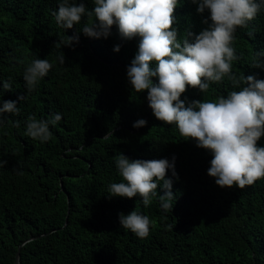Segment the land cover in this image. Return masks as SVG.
<instances>
[{"label":"trees","instance_id":"1","mask_svg":"<svg viewBox=\"0 0 264 264\" xmlns=\"http://www.w3.org/2000/svg\"><path fill=\"white\" fill-rule=\"evenodd\" d=\"M60 2L0 0V105L11 100L19 108L4 114L0 127V159L7 161L0 168V264H14L17 247L29 238L34 240L20 248L18 264H264V179L244 189L217 186L208 175L210 150L158 120L147 90L135 93L129 83L127 68L141 38L123 40L115 25L107 38L86 37L87 16L66 30L53 16ZM69 2L94 7V0ZM173 16L178 39L190 31V42L212 23L203 22L209 12L198 13L191 0H177ZM77 32L78 43L54 47ZM230 46L239 57L232 73L264 80V66L252 67L256 53L264 52V10L237 29ZM61 51L64 64L57 59ZM36 58L53 67L29 93L23 73ZM259 59L264 65V55ZM9 80L11 90L5 91ZM152 82L158 84V77ZM232 90L239 89L225 77L206 93L186 86L180 99L188 106ZM55 113L62 119L50 126L48 142L25 135L29 116ZM140 119L146 125L134 128ZM257 147H264V136ZM118 154L130 161L174 158L177 176L169 169L165 177L173 181L172 210H164L158 197L145 207L138 194L107 196L111 183L122 182L113 159ZM134 210L151 221L146 238L120 226L119 214Z\"/></svg>","mask_w":264,"mask_h":264},{"label":"clouds","instance_id":"2","mask_svg":"<svg viewBox=\"0 0 264 264\" xmlns=\"http://www.w3.org/2000/svg\"><path fill=\"white\" fill-rule=\"evenodd\" d=\"M197 4V12H209V27L195 35L187 31V38L178 39V30L173 27L174 10L177 0H94V7L87 10L85 3H70L62 0L58 10L53 12L57 25L73 29L82 17L87 23L82 33L89 38H107L115 25L123 40L140 37L138 52L127 68L128 81L135 93L147 90V100L153 115L167 125H175L179 133L196 141L198 148L210 150L212 159L208 169L209 177L222 189L234 185L240 189L264 179V147H257V141L264 136V80L253 76L237 78L232 73V62L239 59L232 44L238 28H246L257 14L264 10V0H191ZM95 17V20H92ZM80 32L58 41L55 48L71 47L79 42ZM119 52V46L114 48ZM262 53H256L253 68H260ZM60 64L65 63L64 53L57 57ZM155 62V70L150 63ZM53 65L47 59H33L23 73L26 89L35 90L39 82L47 76ZM158 77V84L152 82ZM227 77L234 89L227 96H219L215 101H193L188 106L180 99L186 86L198 88L206 93L212 83L221 82ZM5 91L11 90V82L2 84ZM23 97H18L20 101ZM17 101H3L0 105V127L5 125L4 114H18ZM62 119L55 113L47 119L29 116L25 135L41 143L48 142L55 126ZM19 126V122H15ZM146 121L138 120L134 128L144 127ZM108 134L105 135V137ZM104 137V138H105ZM122 182L111 183L107 195L111 197L133 198L137 194L146 207L153 197H158L164 210L173 208L175 197L172 192L173 181L166 179V171L171 169L176 177L174 158L130 161L123 154L113 158ZM7 161L0 159V168ZM18 174H23L19 172ZM162 181V186L159 182ZM161 186L164 195L157 194ZM121 228L129 230L138 238L149 235L151 221L138 210L125 216L119 214ZM171 227V226H170Z\"/></svg>","mask_w":264,"mask_h":264},{"label":"water","instance_id":"3","mask_svg":"<svg viewBox=\"0 0 264 264\" xmlns=\"http://www.w3.org/2000/svg\"><path fill=\"white\" fill-rule=\"evenodd\" d=\"M32 240H34V238H29V239H27L26 241H23V242L17 247L16 252H15V255H14V264H18V256H19L20 248H21L24 244H26V243H28V242H30V241H32Z\"/></svg>","mask_w":264,"mask_h":264}]
</instances>
